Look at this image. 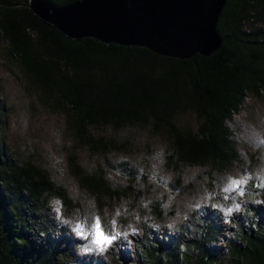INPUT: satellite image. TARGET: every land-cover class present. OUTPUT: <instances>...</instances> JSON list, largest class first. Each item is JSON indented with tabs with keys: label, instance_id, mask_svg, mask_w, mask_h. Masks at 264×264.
I'll return each instance as SVG.
<instances>
[{
	"label": "trees",
	"instance_id": "trees-1",
	"mask_svg": "<svg viewBox=\"0 0 264 264\" xmlns=\"http://www.w3.org/2000/svg\"><path fill=\"white\" fill-rule=\"evenodd\" d=\"M47 1L61 7L81 0ZM30 5L0 0V58L14 70L33 109L36 104L64 118L73 142L69 173L92 205L75 198L41 161L13 155L4 141L8 109L0 98V264H98L92 255L77 256L86 241L66 222L79 219L90 228L96 212L107 221L106 211L123 199L122 192L102 165L87 168L79 151L96 158L122 152L129 139L120 134L137 131L163 141L166 168L176 174L203 167L212 176L241 163L228 124L248 99L264 103V0H227L217 27L222 46L190 59L68 39ZM123 167L135 176L132 164ZM253 190L264 202V186ZM162 204L151 205L159 218ZM244 214L245 220L232 218L230 228L207 211L183 231L163 228L157 236L147 227L151 235L133 263L264 264V206L250 202Z\"/></svg>",
	"mask_w": 264,
	"mask_h": 264
},
{
	"label": "rangeland",
	"instance_id": "rangeland-1",
	"mask_svg": "<svg viewBox=\"0 0 264 264\" xmlns=\"http://www.w3.org/2000/svg\"><path fill=\"white\" fill-rule=\"evenodd\" d=\"M2 47L3 44L0 45ZM0 83L2 105L8 109L3 116L7 148L21 160L32 156L41 161L55 180L62 182L75 198L92 205L89 195L79 189L69 173L67 155L73 149V142L65 133L64 118L36 104L33 109L31 97L14 70L5 64L4 58H0ZM228 126L233 131L241 163L235 164L227 173H213L212 176L208 174V168L203 167L185 168L181 174L167 169L163 141L137 131L120 134L122 138L129 139L127 150L122 152L96 158L87 150L79 151L80 160L87 168L102 165L112 185L121 190L123 199L115 201L114 208L106 211L107 221L96 212L95 222L90 228L77 218L66 222L71 224L81 240L86 241L77 256L92 255V259L100 260L98 264H134L141 244L151 235L147 227L154 229L155 235L163 233V228L168 233L183 231L188 223L194 228L195 216L207 211L216 213L223 225L230 228L232 218L235 223L237 218L245 220V208L250 202L264 206L263 200L256 198L253 190L264 186V103L248 99L241 113ZM123 162L132 164L135 176L124 171ZM245 178L246 182L240 188H230L233 180ZM127 186H131L130 191ZM154 202H163L165 212L162 218L154 215L151 206ZM52 208V214L58 216L57 206ZM229 209L232 210L230 214ZM97 221L105 234H119L103 251L93 243ZM233 226L236 228L235 224ZM78 227L83 229V234L76 231ZM121 236L125 240L120 241Z\"/></svg>",
	"mask_w": 264,
	"mask_h": 264
},
{
	"label": "water",
	"instance_id": "water-1",
	"mask_svg": "<svg viewBox=\"0 0 264 264\" xmlns=\"http://www.w3.org/2000/svg\"><path fill=\"white\" fill-rule=\"evenodd\" d=\"M44 24L68 39L145 47L162 56H211L222 46L217 27L227 0H81L57 7L30 0Z\"/></svg>",
	"mask_w": 264,
	"mask_h": 264
},
{
	"label": "snow or ice",
	"instance_id": "snow-or-ice-1",
	"mask_svg": "<svg viewBox=\"0 0 264 264\" xmlns=\"http://www.w3.org/2000/svg\"><path fill=\"white\" fill-rule=\"evenodd\" d=\"M246 182V178L245 179H240V180H233L231 182L230 188L231 189H236V188H240V186ZM229 189H225V191H228ZM237 208H239V205H237ZM57 211H59V208H57ZM231 209L228 210V213H231ZM77 232L83 234V229L78 227L76 229ZM95 239L93 241V243H95L98 248L103 251L105 249L106 246L111 245L113 243L114 240H116L117 234H105V232L102 230L101 227V223L99 221L96 222L95 224Z\"/></svg>",
	"mask_w": 264,
	"mask_h": 264
}]
</instances>
